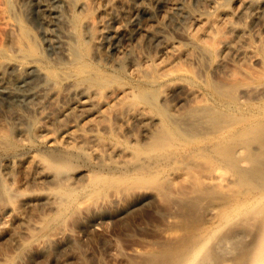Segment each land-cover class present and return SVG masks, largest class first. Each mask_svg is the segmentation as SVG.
<instances>
[{
  "label": "rangeland",
  "instance_id": "rangeland-1",
  "mask_svg": "<svg viewBox=\"0 0 264 264\" xmlns=\"http://www.w3.org/2000/svg\"><path fill=\"white\" fill-rule=\"evenodd\" d=\"M25 1L0 0V63L14 60L27 63L34 59L42 67V71L32 72L23 66L20 68L22 71L26 68L23 72L19 69L18 74L13 73L27 79L31 85L56 84L50 90L56 97L46 99L42 106L47 112H56L58 105L69 99L64 79L70 74L66 71L70 68L73 71L70 75L76 74L79 85L92 84L103 91L96 98L95 109L99 113L87 119H82L79 114L70 116L63 120V126L43 119L41 110H30L27 104L13 103V99L9 101L7 96L1 95L0 133L5 136V129L13 125L12 118L18 113L26 117L27 133L24 136L13 134L4 140L5 144L0 147V174L11 190L36 189L31 176L20 168L15 153L23 152L26 154L23 157H44L52 148H58L73 150L91 176L96 180L100 178L94 187L76 188V183L68 189L64 187L74 198L57 211L45 210L38 205L19 207L14 203L12 208H17L20 217L17 219L13 209L0 200V264H137L142 260L141 254L159 249L166 238L177 231L178 209L183 194L190 188L187 180L200 173L195 164L224 172L211 154L194 160V156L185 150L202 146L207 139L209 142L215 139L227 141L241 129L249 131L240 139L228 142L238 144L248 137L254 139L255 135H262L264 0H256L258 10L248 9V17L243 18L222 14L224 9L232 13L240 10L241 0H178V8L184 12L174 10L164 20L162 13L170 0H128L132 8L139 11L133 22L122 15L120 0H76L70 13L53 5L57 11L53 33L70 39L77 48V62L63 69L49 65V61L58 56L55 49L46 44L44 18L34 4ZM80 2L85 6L79 7ZM108 16L120 18L129 31L147 24L154 28L140 43L133 39L123 40V53L119 57L111 54L107 59L99 58L96 46L106 41L104 28L111 25ZM195 16L200 20L195 22ZM229 21L244 28L242 37L229 33ZM86 23L90 30L88 39L83 29ZM67 25L72 28L69 30ZM12 29L23 36L24 50L6 46V34ZM223 40H230L235 48L249 47L251 53L239 58L232 48L221 56L216 51ZM167 41L184 53L181 59L161 55L160 49ZM175 85L178 87L172 92L171 87ZM185 86L194 88L197 93L190 104L179 103L180 117L185 120L190 108L195 107L199 109L196 116H202L208 124L194 126V133L187 129L170 132L166 129L172 145L180 151L169 154L170 141L158 150L169 156L150 173L153 176L149 179L152 192L144 198L135 192L142 175L122 173L118 167L123 161L128 162L132 153L150 151L152 138L143 131L141 119L127 115L131 98L123 97L122 92L129 88L132 93L139 94V103H149V112L158 122L154 129L159 131V125H166L175 115L172 105L186 93ZM115 87V93L104 95L106 89ZM215 87L220 92H216ZM207 114L210 121L205 118ZM65 128L76 129L80 140L68 142L63 139L61 131ZM92 134L99 139L102 157H97L86 146V140ZM167 139L168 134L159 140V145ZM112 147L125 148L128 157L112 154ZM171 155L173 158L168 161ZM102 165L106 168H101ZM9 168L13 169L11 176L6 173ZM205 222L214 225L217 217L211 215ZM41 223L40 229L34 228ZM23 227H28L32 236L24 237L25 247L16 249L11 239L13 235L21 234Z\"/></svg>",
  "mask_w": 264,
  "mask_h": 264
},
{
  "label": "bare ground",
  "instance_id": "bare-ground-1",
  "mask_svg": "<svg viewBox=\"0 0 264 264\" xmlns=\"http://www.w3.org/2000/svg\"><path fill=\"white\" fill-rule=\"evenodd\" d=\"M29 1L34 4V7L43 16L46 25V44L51 48L53 47L55 54L58 56L50 60L49 65L61 67L62 69L72 67L75 61L77 62L78 60L76 59L77 48L70 39L61 36L57 37L53 33L52 27L57 15L53 5L70 13L73 9V1L76 0ZM120 2L122 15L133 22L139 11L132 8L128 0H120ZM258 3L256 0H241L240 10L232 13L224 9L222 14L226 17L230 15L242 18L248 17L247 10L251 8L253 12H256ZM78 6L84 7L85 4L80 2ZM178 7V0H170L163 10V20L168 18L174 10H178L181 13L184 12V9H179ZM107 20L111 25L107 29L104 28L106 41L96 46L97 57L103 59H107L111 54H117L119 57L123 53L121 44L123 40L133 39L135 43H140L144 38L152 34V28H154L153 25L147 24L144 27L129 31L120 18L108 16ZM199 20V17H194L195 22ZM226 20L228 21L227 18ZM67 28L70 30L72 26L67 25ZM227 28L229 33H234L239 37H242L245 33L244 28L236 26L232 21L228 22ZM83 29H85L84 36L88 39L90 30L87 23L84 24ZM206 34L208 35L209 32L206 31ZM6 42L8 49L24 50L23 36L17 35L13 29L7 32ZM232 48L235 47L230 40H223L220 49L216 52H219L222 56L227 50ZM233 51L239 58L248 56L251 53L250 48L244 46H238ZM160 53L176 60L181 59L184 54L178 51L173 43L169 41L164 43ZM23 66H27L32 72L34 70L37 72L42 71V67L40 68L34 59L28 60L27 63H23L20 60L0 63V96H7L9 101L13 99V103L17 101L18 103L21 102L19 104H27L30 110L39 109L43 119L59 123L60 126H63L61 125L63 120L70 116L79 114L83 117L82 119H87L89 116L99 113L95 109L96 98L102 94L103 90L101 91L99 87L92 84L79 85L77 77L74 76L76 74L70 75L73 72L72 68L66 70L70 74L64 79V83L67 84V96L69 99L58 105L56 112H47L42 106L46 99L56 97V94L50 92V90L55 88L56 84L50 82L48 86H45L40 83L34 84L32 81L30 82L33 85L29 84L27 79H21V76L17 77L13 73ZM15 74H18V72ZM21 75L23 76V74ZM137 77H140V75H137ZM177 87L176 85L172 86L171 91H175ZM185 87L186 93L179 97L178 103L172 105L175 115L166 125H159V131L154 129L158 122L154 121L155 118L149 112V103H139V94L132 93L129 88H125L122 92L124 94L123 97L130 96L131 98L127 115L131 118L141 119L143 131L146 134H150L149 138H152L149 145L151 147L150 151L149 149L138 150V152L132 153L131 158H127L129 159L128 162L123 161V164L118 167L122 173L142 175L141 184H138L139 186L135 192L144 198L149 197L152 192L151 182L149 181L153 177L150 174L153 172L152 170L160 167L169 154L174 155L180 151V148H177V151L174 144L172 145L169 132L172 129L183 131L187 129L189 132L194 133L192 130L194 126L205 127L208 124L202 116H196L199 109L195 107L190 108V114L185 120L180 117L178 111L179 103L190 104L197 93L194 88ZM115 89L117 88L106 89L104 95L115 93ZM215 91L220 92L216 87ZM123 97L120 100H123ZM205 118L209 121L211 120L208 114ZM12 121L13 125L5 129V136L0 133V147L5 144L4 140L7 137L13 134L24 136L27 133L24 125L26 117L23 114L14 115ZM73 129H63L61 131L63 139L69 140L68 142L80 140L81 136H78L76 129ZM166 129H169V132ZM246 131L249 130H238L228 140L240 139L246 135ZM167 134L168 139L163 140L161 145H159V140ZM207 140L204 145L185 150V152L192 154L194 160L198 156L211 154L212 159H215V162L221 166L220 169L224 170V172L219 170L211 171L205 169V165L195 164L200 173L190 176L187 180L190 188L188 192L183 194L184 198L178 209L180 220L176 223L177 231L167 237L165 243L159 249L141 254L142 260L137 264H264V127L261 136L255 135L254 139H249L248 137L238 144L232 141L228 142V140L221 141L220 139H215V144H213L214 142ZM86 141L89 151H92L97 157L104 156L103 150L98 147L99 139L96 135L92 134ZM168 141L171 142V150L168 151L169 154H162L158 150ZM176 142L174 141L173 143ZM111 149L114 155H125L128 157L125 148L112 147ZM15 156L19 157L20 168H24L27 171L37 188L25 192L18 188L11 190L6 186L0 174V200L9 208H12L15 203L19 207L38 205L45 210L57 211L62 208L65 202L73 200L74 197L71 191L66 190L72 183L77 184L76 188L94 187L95 182L100 178L96 180L91 176V173L86 170L87 166L78 159L81 157H78L73 150L52 148L44 157H23L26 156L23 152H17ZM172 158L171 155L168 161ZM79 162H81V165H79ZM101 168L105 169L106 166L102 165ZM12 171L13 169L9 168L6 173L11 176ZM12 209L16 218L20 219L17 214V208ZM211 215L217 217V223L207 225L205 221ZM41 227L42 223L34 225L36 229ZM26 236H32L28 227H23L21 234L12 236L11 241L16 249L25 247L26 241L24 237Z\"/></svg>",
  "mask_w": 264,
  "mask_h": 264
}]
</instances>
